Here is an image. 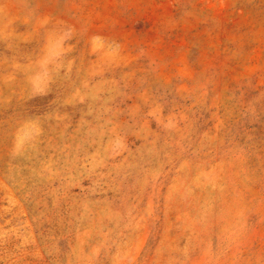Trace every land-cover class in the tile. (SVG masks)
<instances>
[{
	"label": "rangeland",
	"instance_id": "374dc122",
	"mask_svg": "<svg viewBox=\"0 0 264 264\" xmlns=\"http://www.w3.org/2000/svg\"><path fill=\"white\" fill-rule=\"evenodd\" d=\"M0 264H264V0H0Z\"/></svg>",
	"mask_w": 264,
	"mask_h": 264
}]
</instances>
